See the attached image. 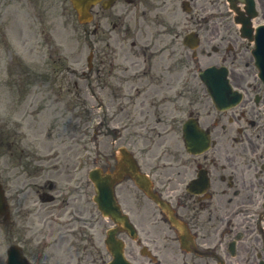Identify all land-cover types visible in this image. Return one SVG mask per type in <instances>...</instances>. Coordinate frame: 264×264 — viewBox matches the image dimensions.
<instances>
[{
  "label": "rangeland",
  "instance_id": "374dc122",
  "mask_svg": "<svg viewBox=\"0 0 264 264\" xmlns=\"http://www.w3.org/2000/svg\"><path fill=\"white\" fill-rule=\"evenodd\" d=\"M13 20H16V24L12 28ZM74 25L78 26L68 0H0V50L11 48L14 53H18L24 45L25 50L30 51L31 49L30 52L32 53L26 60H21L20 66L13 62L9 67L5 64L3 67L0 66V69H3L0 73V84L8 83V86H4L8 92H17L15 97L0 99V123H3L4 126H11V117L15 112L16 104L11 105V101L13 98L19 99L25 94L32 96L31 105L46 108V114L41 118L28 117L23 121V129L28 138L33 139L32 133L35 132V139H38L39 131L42 136L43 126L48 131V128H55V125H58L60 127H57V131L62 134L60 138L65 143L74 142L70 137V127L66 126L65 133H63L64 127L62 126L68 121L71 114L66 113L61 104L58 103L55 108L50 100L42 99L40 96L42 94L38 92L36 87L40 85L41 77H38L37 74L43 68L44 63L47 65L54 64L47 49L65 48V46L69 48L81 47L83 44L82 39L69 36V29L73 28ZM58 33L64 36L60 37ZM84 47L85 44L81 55L82 64L84 63ZM2 55L3 53L0 54V58ZM30 69H33L35 73L33 77L26 75ZM8 101L9 103H7ZM59 114H67L65 120H58ZM78 120L82 121L83 119L78 117ZM2 175L5 179L7 176L6 166L2 169ZM4 234L0 231V264H4V253L8 242L6 234Z\"/></svg>",
  "mask_w": 264,
  "mask_h": 264
},
{
  "label": "flooded vegetation",
  "instance_id": "af4514ba",
  "mask_svg": "<svg viewBox=\"0 0 264 264\" xmlns=\"http://www.w3.org/2000/svg\"><path fill=\"white\" fill-rule=\"evenodd\" d=\"M94 46V44L92 45ZM159 51L160 53L164 50L168 51L169 56L174 55V50L169 48L166 43L163 44ZM169 56L166 58L168 60ZM133 65V63H131ZM128 71V69L126 68ZM173 64L170 65L165 63L164 58L161 59V63L157 65L155 71H151L150 66L146 67L144 70L133 69L129 70V73L124 76V78L116 80L118 83L114 86L113 94H119L121 100L119 102L124 103L125 107L130 104H138L140 108V114L143 115V121L139 122L140 127H145V133L152 134L156 132L157 126H162L163 130H168L164 133H172L173 129L179 125V120L172 118L170 122H167L164 117L163 105L170 103L175 100L174 96H156L155 94L159 92L168 93L171 88L175 85V80L173 79ZM147 77V79H143ZM243 78L244 75H241ZM238 86H241V81L238 82ZM255 85L252 83V87ZM184 88L182 92H186L187 88L185 83L181 84ZM117 88V90H116ZM254 90L257 91L256 86ZM258 93V92H257ZM249 99H244L242 105L238 108L237 113L240 116H245L250 113L251 118H258V114L254 109H251L249 104ZM257 103L261 100L264 102V97H256ZM144 103H149L153 112H149V109L142 108ZM190 104V102H189ZM149 113L153 114V121L150 120ZM255 122L253 121L252 124ZM169 125L170 128H164V126ZM212 126L216 129L217 142L215 144V153L209 152L205 157H203V165L208 169H214L213 186L210 189V197L207 199L200 200V211L197 218L187 219L192 227L200 228L203 236L200 240V244L209 242V232L213 231L222 221V215L225 210V204L231 203L233 201H238L241 199L248 200L247 202L252 203L255 199V192L253 186V180L250 176L246 175L248 169L246 166L250 167V164H245L246 156L240 154V160L244 163V166H240L236 154L228 147L223 145L222 134L225 129V125L220 121V116H216L213 120ZM159 133V132H156ZM242 149L245 148V144L242 145ZM225 174V175H224ZM249 225L254 226L253 223L246 222V220L237 221L231 228H243L244 230H249ZM242 242V241H240ZM228 243V242H227ZM247 244H243L246 246ZM193 262V261H192ZM205 264H209L205 261ZM216 264V263H215Z\"/></svg>",
  "mask_w": 264,
  "mask_h": 264
}]
</instances>
